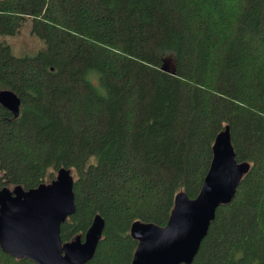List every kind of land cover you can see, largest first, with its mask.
Here are the masks:
<instances>
[{"label": "trees", "instance_id": "trees-1", "mask_svg": "<svg viewBox=\"0 0 264 264\" xmlns=\"http://www.w3.org/2000/svg\"><path fill=\"white\" fill-rule=\"evenodd\" d=\"M30 21L44 43L16 56L0 41V189L73 176L62 241L105 226L85 264H130L134 221L164 225L194 198L229 125L250 163L190 264H264V0H0V35ZM0 264H35L0 247Z\"/></svg>", "mask_w": 264, "mask_h": 264}, {"label": "water", "instance_id": "water-1", "mask_svg": "<svg viewBox=\"0 0 264 264\" xmlns=\"http://www.w3.org/2000/svg\"><path fill=\"white\" fill-rule=\"evenodd\" d=\"M20 98L0 89V104L15 117ZM212 160L199 193L190 198L176 194L167 222L134 221L131 236L137 240L130 264H190L207 234L216 209L231 202L250 163L237 161L229 125L215 137ZM76 210L73 176L60 167L49 182L25 190L20 185L0 189V247L15 258L35 264H85L97 248L105 226L96 214L83 237L62 241L61 224Z\"/></svg>", "mask_w": 264, "mask_h": 264}, {"label": "rangeland", "instance_id": "rangeland-1", "mask_svg": "<svg viewBox=\"0 0 264 264\" xmlns=\"http://www.w3.org/2000/svg\"><path fill=\"white\" fill-rule=\"evenodd\" d=\"M0 41H6L16 56H32L44 48L43 41L32 33L30 21L24 23L14 35H0Z\"/></svg>", "mask_w": 264, "mask_h": 264}]
</instances>
